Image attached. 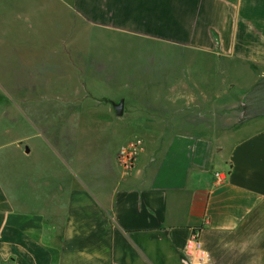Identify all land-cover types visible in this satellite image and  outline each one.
<instances>
[{"label": "crops", "instance_id": "crops-1", "mask_svg": "<svg viewBox=\"0 0 264 264\" xmlns=\"http://www.w3.org/2000/svg\"><path fill=\"white\" fill-rule=\"evenodd\" d=\"M262 77L264 0H0V264H264Z\"/></svg>", "mask_w": 264, "mask_h": 264}, {"label": "rangeland", "instance_id": "rangeland-1", "mask_svg": "<svg viewBox=\"0 0 264 264\" xmlns=\"http://www.w3.org/2000/svg\"><path fill=\"white\" fill-rule=\"evenodd\" d=\"M191 65L192 66H196L197 65V60H191ZM182 67L184 69H186V64L183 63ZM237 117H240V111L239 113H235V112H229L227 114H225V116L223 117H218L219 120H221V118L227 120V119H235L233 122H228V121H224V122H209L203 125H207L208 128L210 129H216L218 131V135H221V137L225 136V134H227L226 132L229 131H234L232 134H229L226 139H223V152L227 151L228 148L230 147V145L235 142L238 138L242 137L244 135L245 132L251 131L255 128V122L251 121V123H243L241 125H239L237 123ZM131 126V124H129ZM150 128V130H154L157 128L160 129H165V130H169V129H173L176 126L178 127L179 125H188V124H147ZM196 125H200V124H193V126ZM137 132L135 127H130L128 129V135H134Z\"/></svg>", "mask_w": 264, "mask_h": 264}, {"label": "built area", "instance_id": "built-area-1", "mask_svg": "<svg viewBox=\"0 0 264 264\" xmlns=\"http://www.w3.org/2000/svg\"><path fill=\"white\" fill-rule=\"evenodd\" d=\"M140 149L141 147L137 142H131L120 147L115 154V161L118 167L125 173L131 172ZM185 256L190 264L206 263L207 256L201 249L199 235L197 233H193L187 241L185 246Z\"/></svg>", "mask_w": 264, "mask_h": 264}, {"label": "water", "instance_id": "water-1", "mask_svg": "<svg viewBox=\"0 0 264 264\" xmlns=\"http://www.w3.org/2000/svg\"><path fill=\"white\" fill-rule=\"evenodd\" d=\"M239 125L258 117H264V77L257 80L247 91L239 106ZM118 115H121L120 105L115 106Z\"/></svg>", "mask_w": 264, "mask_h": 264}]
</instances>
